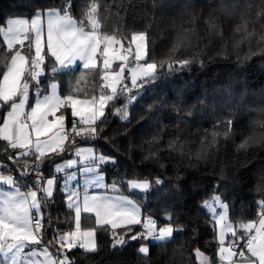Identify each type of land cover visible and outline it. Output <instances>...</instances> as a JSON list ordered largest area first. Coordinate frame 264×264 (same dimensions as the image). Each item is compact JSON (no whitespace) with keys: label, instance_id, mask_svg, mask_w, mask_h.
Segmentation results:
<instances>
[{"label":"snow or ice","instance_id":"obj_1","mask_svg":"<svg viewBox=\"0 0 264 264\" xmlns=\"http://www.w3.org/2000/svg\"><path fill=\"white\" fill-rule=\"evenodd\" d=\"M72 6L73 0H64L59 8L37 9L30 17L7 19L0 25V53H3L0 109H7L0 116V142L4 145L0 150V160L4 161L0 163V264H73L68 255L73 249L85 253L97 251L98 229L110 233L114 249L136 242L137 254L147 257L152 241H168L180 230V226H173L174 217L170 213L166 214L163 226H159L156 218L144 216L140 206L128 196L90 194L88 188L119 191L121 181L107 185L100 174L103 166L119 163L116 155L106 156L95 147L104 132L100 125L107 120L109 106L121 98L124 106L116 108L113 115L131 124L129 106L144 99L160 76L193 63L192 59L177 58L187 37L179 35L168 53L169 58L157 61L151 59L146 31H133L130 37L119 29L105 31L96 0H92L80 20L71 14ZM258 16L264 18V12ZM205 23L211 32L215 27L212 19ZM247 26L248 22L243 20L234 30L241 34L237 47L253 38ZM256 43L264 51V36ZM251 55L254 53L248 58ZM49 61L53 63L50 69ZM77 69L81 75L75 85L70 86L67 94H61L58 74ZM48 72L50 82L42 89V79ZM87 73L98 74V94H94L95 87L91 90L81 87ZM30 94L35 96L34 101H30ZM154 109L155 105L150 104L147 111ZM218 123L227 125L223 135L228 138L234 121ZM218 136L213 134V146ZM155 140L153 136L149 143ZM79 144L87 146L78 147ZM247 146L245 140L238 148ZM68 154L76 159L56 162ZM149 158L146 156L145 160ZM77 164L81 165L79 171L92 177L85 180L82 192L76 172L68 173L64 179L61 190L65 193L67 209L74 212V227L66 232L52 230V217L45 214L46 208L54 205L60 187L59 174ZM47 165H52L49 176L44 174ZM25 179L30 183H22ZM73 182L75 186L70 188ZM122 183L133 192L151 194L153 186L163 181L134 176L123 179ZM215 191H219V186ZM225 199L213 195L202 205L212 221L217 264H264V200L259 202L258 220L234 225ZM85 214L94 218L93 227H82ZM137 226L142 230L134 231ZM49 231L52 239L45 240ZM195 256L199 264H214L199 248L195 249Z\"/></svg>","mask_w":264,"mask_h":264},{"label":"trees","instance_id":"obj_2","mask_svg":"<svg viewBox=\"0 0 264 264\" xmlns=\"http://www.w3.org/2000/svg\"><path fill=\"white\" fill-rule=\"evenodd\" d=\"M62 3L64 0H0V25L10 17H29L37 9L59 8ZM91 3L92 0H73L71 14L82 19ZM96 3L105 31L119 29L126 36L133 31L148 33L151 59H168L178 36L187 37L177 58L192 59L193 63L160 76L144 99L129 106L131 124L113 115L116 108L124 106L123 98L110 105L107 120L100 125L104 132L95 142L106 156L118 158L116 166H103L108 181L134 176L163 181L153 186L151 194L127 190L121 183L120 189L128 191L142 212L156 218L159 226L164 224L166 214H172L173 226H180V230L168 241L151 242L149 255L144 257L137 254L136 242L114 249L110 233L98 229L97 251L73 249L69 259L73 264H199L195 256L199 248L215 263V233L202 203L214 193L221 195L226 198L229 219L237 224L256 220L259 202L264 200V51L256 43L264 36V18L258 16L264 12V0ZM241 17L248 22L247 30L253 38L237 47L241 34L234 30L243 23ZM210 18L215 25L211 32L205 23ZM52 65L49 61L48 67ZM80 75L79 69L59 73L61 94H67ZM86 75L81 87L96 88L100 83L98 74ZM49 77L47 73L43 80ZM150 104L155 105L154 112L147 111ZM5 111L0 109V116ZM188 112L192 115H186ZM228 119L234 124L231 135L225 138L227 125L218 122ZM214 133L219 136L213 146ZM153 136L155 142L149 143ZM245 140L248 146L238 148ZM171 144L176 147L171 148ZM3 147L0 142V150ZM146 156L150 158L145 160ZM46 168L44 172L49 174ZM62 196L56 192L54 205H48L47 210L52 217L51 229L66 232L73 228L74 214ZM45 224L47 227L48 222ZM82 226H94L87 214L82 217ZM140 230V226L134 229ZM50 239L51 231L45 234V240Z\"/></svg>","mask_w":264,"mask_h":264},{"label":"rangeland","instance_id":"obj_3","mask_svg":"<svg viewBox=\"0 0 264 264\" xmlns=\"http://www.w3.org/2000/svg\"><path fill=\"white\" fill-rule=\"evenodd\" d=\"M30 17V16H29ZM15 18H25V16H13V17H10L9 19H15ZM137 32H140V31H137ZM129 37H130V35H129ZM53 66V65H52ZM51 66V67H52ZM51 67H48V69H50ZM49 74H50V72H48ZM50 77H51V74H50ZM50 77L47 79V81H44L43 79H45V77H43V79H42V84H41V88L43 89V88H46L47 87V85H48V83L50 82ZM97 88H99V85L97 84L96 85V89ZM32 98V99H31ZM31 98H30V100L31 101H34V99H35V96L34 95H31ZM6 111H7V109H6ZM84 146H87V145H79L78 147H84ZM73 159H75V158H73ZM79 173H80V181H79V188H80V190H81V192H82V190H83V188L85 187V180L86 179H91V177H92V174H84L83 172H81V171H79ZM100 174L101 175H103V176H105V172H104V170H102L101 172H100ZM46 176H49L48 174L46 175ZM66 178V175H63V177H62V179L59 181V185H60V187H59V190H57L56 192H60L63 196V199H64V201H65V193L61 190V188H62V186H63V184H64V179ZM132 179V178H131ZM141 179V178H140ZM113 181H108L107 183V185H110L111 183H112ZM121 184H123L122 182H121ZM73 186H75V182H73L72 184H70L69 185V187L71 188V187H73ZM118 187H119V185H118ZM129 190H131V189H129ZM89 191V190H88ZM90 192V191H89ZM107 194H110L111 192H113V191H110L109 189H107ZM213 195H218V194H216V193H214ZM212 195V196H213ZM207 200H209V199H207ZM206 201V200H205ZM65 203H66V201H65ZM204 203V202H203ZM203 203H202V205H203ZM205 209V208H204ZM206 211H207V209H205ZM208 212V211H207ZM45 214L46 215H48L47 214V212H45ZM73 214H74V212H73ZM209 214V213H208ZM144 216H149L148 214H143ZM151 216V215H150ZM209 217H210V215H209ZM259 218V217H258ZM258 218L256 219V220H258ZM231 221V220H230ZM234 225H235V223L233 222V221H231ZM73 223H74V220H73ZM237 224H239V223H237ZM163 226V225H162ZM73 227H74V224H73ZM82 227H84V228H88V227H85V226H82ZM142 230V229H141ZM140 230V231H141ZM70 231V230H69ZM153 242V241H152ZM216 251H217V249H216ZM206 255V254H205ZM207 256V255H206ZM217 258V257H216ZM199 262V261H198ZM214 264H217V261L214 263Z\"/></svg>","mask_w":264,"mask_h":264},{"label":"crops","instance_id":"obj_4","mask_svg":"<svg viewBox=\"0 0 264 264\" xmlns=\"http://www.w3.org/2000/svg\"><path fill=\"white\" fill-rule=\"evenodd\" d=\"M31 95V94H30ZM31 98V97H30ZM32 99V98H31ZM31 101V100H30ZM79 145H83V144H79ZM78 145V146H79ZM73 158H75L76 159V157L74 156V155H72V154H68V155H66L65 157H63V159H58V160H56V162L57 163H61V162H63V160H67V159H73ZM80 167H81V165H79V164H77V165H75L72 169H69V170H67V172H65V173H60L59 175H60V180L62 179V177H63V175H67L68 173H70V172H76V175H77V180L78 181H80V173H79V169H80ZM46 170H48L50 173L48 174V175H50L51 174V172H52V165H47V168H46ZM59 180V181H60ZM108 182V180L106 179V176H104V183L105 184H108L107 183ZM27 183H30V181L29 182H27ZM120 186H121V184H119V191H116V192H111L110 194H108V195H112V196H119V195H124V196H128L130 199H132V200H134L139 206H140V209H141V212H142V208H141V205L139 204V202L130 194V193H128V191H126V190H121L120 189ZM127 190H129L128 188H126ZM57 190H59V187L57 188ZM56 190V191H57ZM88 190L90 191L89 193L91 194V193H105L106 191H107V189H103V188H96V187H89L88 188ZM110 191H112L111 189H109ZM142 214H144L143 212H142ZM92 218V217H91ZM92 221H93V223H94V218H92Z\"/></svg>","mask_w":264,"mask_h":264},{"label":"built area","instance_id":"obj_5","mask_svg":"<svg viewBox=\"0 0 264 264\" xmlns=\"http://www.w3.org/2000/svg\"><path fill=\"white\" fill-rule=\"evenodd\" d=\"M99 85V84H98ZM98 89L99 88H97L96 90V93L95 94H98ZM70 126V125H69ZM0 163H3V162H0ZM8 167L9 168H11L12 166L11 165H8ZM5 174H7V172H5ZM44 174H45V172H44ZM47 174H45V176H46ZM119 181H121L122 182V179H119ZM27 182H29V180H27V179H25L24 181H22V183H27ZM260 211V208L258 209V212ZM46 212H47V214H48V210H47V208H46Z\"/></svg>","mask_w":264,"mask_h":264}]
</instances>
